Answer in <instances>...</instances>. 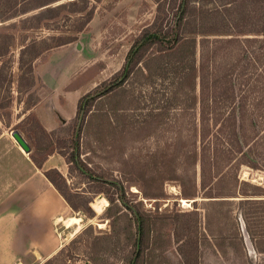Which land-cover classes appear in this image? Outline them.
Returning a JSON list of instances; mask_svg holds the SVG:
<instances>
[{
  "label": "trees",
  "instance_id": "obj_1",
  "mask_svg": "<svg viewBox=\"0 0 264 264\" xmlns=\"http://www.w3.org/2000/svg\"><path fill=\"white\" fill-rule=\"evenodd\" d=\"M151 1L153 16L132 39L120 68L107 84L101 81L79 96L72 143L67 151L57 150L70 172L77 170L96 183L88 186L90 192L105 193L108 203L103 213L111 230L97 233L90 222L69 245L38 264H71L69 248L87 255L90 264H171L166 252L178 238L169 228L178 212L172 216L157 212V207L156 212L144 209L141 199L129 202L122 180L114 178L109 180L112 188L106 186V177L94 174L81 157L95 151L94 143L81 138L96 101L125 83L126 116L140 110L143 128V153L135 170L133 157H126V181H138L143 196L152 198L164 197L166 182H173L179 186L178 196L192 199L194 206L200 194L204 229L211 236L205 238L213 252L227 259L246 250L235 216L237 206L244 203L249 239L256 251L264 252V245L258 244L264 237V184L240 175L242 166L264 171V0ZM18 15H24L20 18L24 29L47 27L46 22L56 17L76 20L69 29L74 33L51 35L53 42L43 37L22 44L16 80L18 90L26 92L25 108L30 109L39 100L33 68L37 57L75 40L76 32L88 26L93 6L89 0H0V24ZM2 26L0 80L9 86L13 73L9 57H4L14 34ZM4 27H15V21ZM5 106L0 103V108ZM52 142L35 143L30 156L38 167L53 151ZM43 173L73 209L95 215L92 197L75 200L56 167ZM128 213L134 216L133 224L122 219Z\"/></svg>",
  "mask_w": 264,
  "mask_h": 264
},
{
  "label": "rangeland",
  "instance_id": "obj_2",
  "mask_svg": "<svg viewBox=\"0 0 264 264\" xmlns=\"http://www.w3.org/2000/svg\"><path fill=\"white\" fill-rule=\"evenodd\" d=\"M142 1L89 0V6H93V16L84 30L76 32L77 36L73 41L78 42L80 48L88 53L87 58L92 60L93 64L88 73L93 74L102 70L97 84L101 81L107 84L111 74L120 68L134 36L151 20L152 1L146 0L147 4ZM31 12L33 11L26 14ZM22 16L24 15H18L0 24L14 34L10 50L4 57V59L9 57L13 81L6 86L5 81L0 80V103L7 104L0 108V264H38L63 245H69L70 239L90 222L93 223L97 233L111 230L110 220L103 213L108 203L105 193L90 192L88 189L92 188L88 186L96 183L78 174L77 170L70 172L65 156L57 151L60 149L67 151L72 143L71 135L76 126L74 118L75 103H77L73 98L76 93L83 91L86 81L78 87L71 88L72 95L68 96L69 98L65 96L64 91L52 90L44 85L36 71V65L42 59L46 60L47 53L51 49L56 50V47L44 51L34 64L33 68L38 76L35 93L39 100L30 109L25 108L26 92L18 90L16 80L19 71V50L22 44L32 38L40 41L43 37L48 42H53L51 35L74 33L69 29L76 20L56 17L46 22L47 27L24 29L21 28L20 22ZM12 21H15V27H4ZM25 37L27 39L24 41ZM60 61L61 58L59 60L56 58V62ZM56 67L59 69L60 66ZM102 86L97 89H101ZM132 86L129 83L128 89ZM90 89L92 90L93 87ZM119 89L103 95L96 101L91 124L86 127L81 138L84 141L86 137V140L95 144V151L81 154V157L92 167L94 174H103L108 180L104 184L110 188L112 187L109 180L114 178L122 180L129 202L133 203L141 199V206L144 209L156 212L155 207H157V212L169 213L172 216L178 212L169 228L172 236L178 238L166 252L171 264H264V253L249 254L246 244V250L243 249L245 255L232 256L230 259L220 252H213L205 238L211 236L204 229V208L200 203L202 198L200 194L197 196V206H194L192 199L178 196L179 186L173 182H166L164 197L152 198L143 196L138 181H126V157H133V161L136 162L133 164L135 170L143 153L142 114L140 110H135L131 115L126 116V83ZM133 90L138 91V86L133 87ZM41 118L47 120L48 126L52 127L45 126ZM35 120L47 132L36 124ZM15 128L28 141L31 147L29 152L24 151L12 136L11 131ZM40 139L46 141L52 139L49 149L53 151L43 159L42 166L38 167L30 155L34 151L35 143ZM83 146H86V143H83ZM132 149L134 151H131ZM38 157L41 158L42 154H38ZM49 167H56L63 174L75 200L92 197L90 205L95 212L93 217L87 216L81 209H73L67 203L43 173V170ZM240 175L264 184L262 170L242 166ZM74 191L79 192L74 193ZM244 207L245 204L240 203L235 209L242 236L246 221ZM70 218L74 219L70 226H66V221ZM133 218L131 213L122 217L123 221L132 224L135 221ZM246 234L248 235L247 231ZM136 236H138L137 232ZM68 252L71 255V264H84L83 261L89 260L87 255L74 252L73 249L69 248ZM90 262L89 260L86 264Z\"/></svg>",
  "mask_w": 264,
  "mask_h": 264
},
{
  "label": "crops",
  "instance_id": "obj_3",
  "mask_svg": "<svg viewBox=\"0 0 264 264\" xmlns=\"http://www.w3.org/2000/svg\"><path fill=\"white\" fill-rule=\"evenodd\" d=\"M55 49L56 50L51 49V51L47 53L46 60L42 59V61H39V63L36 65V71L44 85L50 87L52 90L64 91V94L67 98H69L68 96L72 95L71 88L78 87L79 84L86 81L82 88L83 91L76 93L75 97L73 98L74 101L78 100L79 96L97 84V82L100 80L98 77L102 70H100V72H94L93 74L90 72L88 73V70L91 68L93 63L92 60L87 58L88 53L80 48L78 42H67L56 46ZM56 58H58V60L61 58V61L56 62ZM57 65L60 66L59 69L56 67ZM37 66L39 70L37 69ZM53 66L55 67L53 68ZM77 67L78 70L75 71ZM81 75L84 76L80 79H76ZM74 79H76V82ZM42 122L45 126L52 127L48 126L47 120L45 121L42 119ZM258 244L259 246L264 245V237L258 241ZM247 248L249 254H251V252L264 253L261 251H256L252 243L251 247L247 246Z\"/></svg>",
  "mask_w": 264,
  "mask_h": 264
},
{
  "label": "water",
  "instance_id": "obj_4",
  "mask_svg": "<svg viewBox=\"0 0 264 264\" xmlns=\"http://www.w3.org/2000/svg\"><path fill=\"white\" fill-rule=\"evenodd\" d=\"M219 49H226V48L223 47V48H219ZM11 134L15 138V140L18 142V144L22 147V149L24 151H26V152L30 151L31 147H30L28 141L26 140V138L22 135V133L17 128L13 129L11 131ZM243 236H244L245 244L247 246L251 247V241L249 239V236L246 234L245 229H243Z\"/></svg>",
  "mask_w": 264,
  "mask_h": 264
},
{
  "label": "bare ground",
  "instance_id": "obj_5",
  "mask_svg": "<svg viewBox=\"0 0 264 264\" xmlns=\"http://www.w3.org/2000/svg\"><path fill=\"white\" fill-rule=\"evenodd\" d=\"M73 219H74V218H70L69 220H67V221H66V222H67L66 226H70L71 223H72V221H73ZM78 220H79V219H78Z\"/></svg>",
  "mask_w": 264,
  "mask_h": 264
},
{
  "label": "built area",
  "instance_id": "obj_6",
  "mask_svg": "<svg viewBox=\"0 0 264 264\" xmlns=\"http://www.w3.org/2000/svg\"><path fill=\"white\" fill-rule=\"evenodd\" d=\"M68 260L71 261V259H68ZM88 261H89V260H85V261H83V262H84V264H86Z\"/></svg>",
  "mask_w": 264,
  "mask_h": 264
}]
</instances>
